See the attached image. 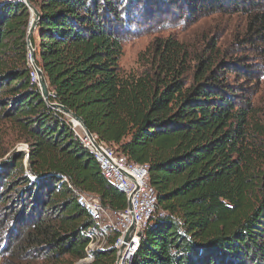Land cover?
I'll list each match as a JSON object with an SVG mask.
<instances>
[{"label":"trees","instance_id":"trees-1","mask_svg":"<svg viewBox=\"0 0 264 264\" xmlns=\"http://www.w3.org/2000/svg\"><path fill=\"white\" fill-rule=\"evenodd\" d=\"M147 1L163 10V0H30L40 15L30 36L33 62L49 103L76 114L127 162L147 165L165 216L144 228L132 264H264V124L225 79L242 70V59H219L215 44L191 56L167 39L154 44L140 74H122L124 37L147 13L138 7ZM174 1L191 13H244L241 42L264 43V0ZM28 11L0 3V121L9 120L28 144L27 171L23 154L0 164V198L11 195L19 206L13 224L28 229L9 251L47 253L58 264L85 257L82 233L92 222L75 192L112 211L125 209L126 198L32 81ZM113 238L92 264H115Z\"/></svg>","mask_w":264,"mask_h":264},{"label":"rangeland","instance_id":"rangeland-1","mask_svg":"<svg viewBox=\"0 0 264 264\" xmlns=\"http://www.w3.org/2000/svg\"><path fill=\"white\" fill-rule=\"evenodd\" d=\"M162 3L163 10H159L158 3L151 1L138 6L141 9L145 4L147 13H141L140 23L132 27L124 37L119 60L121 73L140 74L152 55L154 44L161 40L174 39L182 43L191 56L201 52L207 44H215L222 53L219 59L229 53L232 54L228 59H242V70L227 73L226 82L237 90H243L239 94L248 100L251 112L256 114L255 119L264 124V43L250 45L241 42L246 28V15L241 12L191 13L184 8L182 2L163 0ZM30 19L29 13V21ZM34 33L32 34L35 36ZM192 66L191 62L190 67ZM191 78L189 71L188 83ZM27 146L9 120L0 121V164L14 154H23L22 163L27 171ZM0 186L1 193L4 185ZM10 200L11 195L0 198V264H52L47 253L41 252L35 256L26 255L25 251H9L28 230L25 227L20 228L19 223L13 224L12 217L19 210V206L13 208L14 204ZM42 220L45 224L49 223L44 218ZM58 264H78V260L72 261L65 256Z\"/></svg>","mask_w":264,"mask_h":264},{"label":"built area","instance_id":"built-area-1","mask_svg":"<svg viewBox=\"0 0 264 264\" xmlns=\"http://www.w3.org/2000/svg\"><path fill=\"white\" fill-rule=\"evenodd\" d=\"M15 1V0H1ZM25 3L30 0H22ZM35 79L38 81L36 68L33 66ZM68 122L74 125L81 132V138L85 144L94 149V153L99 159V164H107V171L111 177L119 182L120 187L131 189L132 209L128 214H114L113 212L104 211L101 204L89 202V196H84L82 191H79V198L86 200V205L94 209V220L108 219V227H116L117 235L121 238L119 245L120 263L125 264L127 255L132 253V247L135 246V238L141 232V226L147 225L154 218L160 216L152 207V194L145 193V180L143 172H137L123 156L118 155L112 147L102 144L90 138L76 122H72L67 118ZM133 228L130 239L125 242L124 237Z\"/></svg>","mask_w":264,"mask_h":264},{"label":"bare ground","instance_id":"bare-ground-1","mask_svg":"<svg viewBox=\"0 0 264 264\" xmlns=\"http://www.w3.org/2000/svg\"><path fill=\"white\" fill-rule=\"evenodd\" d=\"M0 3H22L27 7V4L22 1V0H15V1H1ZM27 48V47H26ZM28 52V61L29 64L30 62V53L29 50L27 49ZM33 69V65H30ZM31 79L32 81L35 79V72H31ZM38 82V81H36ZM38 84V83H37ZM72 121V120H71ZM74 122V121H72ZM71 125V130L74 133L75 137L81 142V144L84 146L85 149H87L94 161L98 164L99 169L101 173L103 174L104 178L110 182L115 189L122 193L125 198H126V207L125 209L121 211H112L108 208H104L102 205V208L104 211H109L113 212L114 214H128V212L132 209V196H131V189L127 187H120L119 182L113 177L108 174L107 171V164H99V159L97 155L94 153V149L92 147H89L88 144H85L84 139L81 138V132L77 130V128ZM83 130V129H82ZM83 132H85L83 130ZM95 141L101 142L104 145H107L106 143L99 141L95 136L92 134L89 136ZM108 146V145H107ZM26 157V153H25ZM27 161V159H26ZM130 165L137 171V172H143L144 180H145V193H151L152 194V207L153 209L160 214V216H165V213L158 210L156 206V194L154 190L150 187L148 183V167L145 164H135V163H130ZM84 196H89V202L90 203H95V204H100L99 201L93 197L92 195H88L86 193H83ZM75 199L76 203L86 212L88 218L91 220L92 225L85 229L82 233L83 239L86 241V246L84 248L85 252V257L83 259L78 260V264H90L93 261V254L98 251H102L105 249V247L108 244V241L110 240V237L112 233H115L116 238H113V248L115 249V264L120 263V252H119V245H121V238L118 237L117 235V228L116 227H108V219H100V220H94V209L86 205V200L79 198V192H75ZM147 225H142L141 226V232H143L144 228ZM140 233V232H139ZM140 237L138 235L135 238V246L132 247V253L127 255V260L125 264H132L133 257L137 251L138 245H139Z\"/></svg>","mask_w":264,"mask_h":264},{"label":"water","instance_id":"water-1","mask_svg":"<svg viewBox=\"0 0 264 264\" xmlns=\"http://www.w3.org/2000/svg\"><path fill=\"white\" fill-rule=\"evenodd\" d=\"M27 7L29 9V13L31 16V19L29 21L28 24V28H27V35H26V47L29 50L30 53V62L31 64L36 68V73H37V77H38V88L40 90V95L43 98L44 102L52 109V110H56L58 112H60L61 114H63L65 117L71 119L72 121L78 123V125L85 131V133L90 136L91 133L87 130V128L85 127L83 121L81 118H79L76 114L70 112L67 108L61 106L58 103H53L50 104L49 103V96L52 95L49 91L45 76L43 74V72L38 69L34 62H33V52L34 49L32 48L31 44H30V36L32 35L34 29L36 28L37 24L40 21V15L38 13V11L31 5L30 1H27ZM54 97H56L55 95H53ZM133 228L130 227L129 231L126 233L125 237H124V241L127 242L132 234ZM143 232L138 233V237H142Z\"/></svg>","mask_w":264,"mask_h":264},{"label":"crops","instance_id":"crops-1","mask_svg":"<svg viewBox=\"0 0 264 264\" xmlns=\"http://www.w3.org/2000/svg\"><path fill=\"white\" fill-rule=\"evenodd\" d=\"M115 256V255H114ZM115 260V259H114Z\"/></svg>","mask_w":264,"mask_h":264}]
</instances>
